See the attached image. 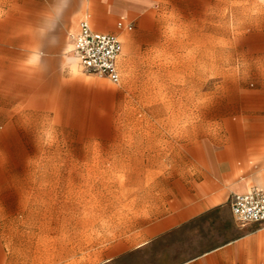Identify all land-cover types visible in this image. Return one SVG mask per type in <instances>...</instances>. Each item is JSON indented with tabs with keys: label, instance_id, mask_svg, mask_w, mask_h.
<instances>
[{
	"label": "rangeland",
	"instance_id": "obj_1",
	"mask_svg": "<svg viewBox=\"0 0 264 264\" xmlns=\"http://www.w3.org/2000/svg\"><path fill=\"white\" fill-rule=\"evenodd\" d=\"M106 2L0 0V185L71 193L113 218L145 145L247 109V90L264 79V0L107 4L104 28L122 43L119 83L88 73L71 51L70 34L87 13L104 16ZM122 12L131 31L117 26Z\"/></svg>",
	"mask_w": 264,
	"mask_h": 264
},
{
	"label": "crops",
	"instance_id": "obj_2",
	"mask_svg": "<svg viewBox=\"0 0 264 264\" xmlns=\"http://www.w3.org/2000/svg\"><path fill=\"white\" fill-rule=\"evenodd\" d=\"M107 4L116 11L129 2L107 0L101 18L87 13L96 30L109 32L96 24L109 22ZM258 82L247 90L246 110L189 125L180 142L145 145L150 154L136 160L139 174L117 217L109 207L95 217L71 193L0 185V264H264V223L241 225L231 207L233 194L264 189Z\"/></svg>",
	"mask_w": 264,
	"mask_h": 264
},
{
	"label": "built area",
	"instance_id": "obj_3",
	"mask_svg": "<svg viewBox=\"0 0 264 264\" xmlns=\"http://www.w3.org/2000/svg\"><path fill=\"white\" fill-rule=\"evenodd\" d=\"M117 26L132 30L134 22L121 16ZM70 39L72 52L84 70L105 77L112 83L120 82L118 59L122 43L117 34L96 30L88 19H83L78 30L70 34ZM231 207L241 225L264 223V189L254 187L247 193L233 194Z\"/></svg>",
	"mask_w": 264,
	"mask_h": 264
},
{
	"label": "bare ground",
	"instance_id": "obj_4",
	"mask_svg": "<svg viewBox=\"0 0 264 264\" xmlns=\"http://www.w3.org/2000/svg\"><path fill=\"white\" fill-rule=\"evenodd\" d=\"M119 1H120V0H119ZM115 3H116V2H115ZM117 6H118V5H117ZM105 19H106V18H105ZM97 20H98V19H97ZM102 21H104V20H102ZM93 22H94V21H93ZM97 22H98V21H97ZM95 23H96V22H95ZM96 24H98V25H97V28L99 27L100 29H105V28L102 27V24H101V23L99 24V22H98V23H96ZM96 24H95V25H96Z\"/></svg>",
	"mask_w": 264,
	"mask_h": 264
}]
</instances>
